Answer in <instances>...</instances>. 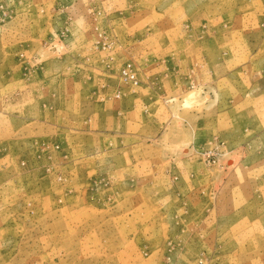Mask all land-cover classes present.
Returning <instances> with one entry per match:
<instances>
[{
    "label": "rangeland",
    "instance_id": "1",
    "mask_svg": "<svg viewBox=\"0 0 264 264\" xmlns=\"http://www.w3.org/2000/svg\"><path fill=\"white\" fill-rule=\"evenodd\" d=\"M0 264H264V0H0Z\"/></svg>",
    "mask_w": 264,
    "mask_h": 264
}]
</instances>
